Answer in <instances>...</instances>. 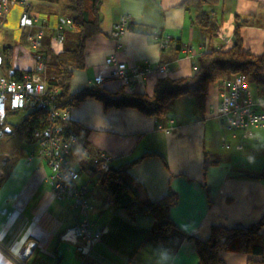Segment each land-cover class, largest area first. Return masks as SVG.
<instances>
[{
    "label": "crops",
    "instance_id": "obj_1",
    "mask_svg": "<svg viewBox=\"0 0 264 264\" xmlns=\"http://www.w3.org/2000/svg\"><path fill=\"white\" fill-rule=\"evenodd\" d=\"M68 1L31 0L27 9L43 24V43L51 42L57 50L76 46V33L67 27L71 23ZM183 1L101 0L99 30L85 41L84 67L73 70L69 90L78 92L102 77L97 87L109 93L151 96L159 78L189 77L199 55L225 45L222 40L232 44L235 27L243 49L264 56V0H221L204 28L191 24L195 11L184 10ZM119 15L129 23L116 42L111 30ZM31 25L21 26L23 36L29 30L37 32V26ZM214 27L224 39L213 35ZM164 39L168 44L163 49L160 40ZM24 43L10 55L2 52L1 64L6 60L15 70H31L38 52L25 39ZM109 56L128 67L172 63L173 70L164 75L151 71L124 87L109 78L110 67L105 64ZM248 87L252 101L260 102L255 88L253 92ZM221 91V83L209 85L203 113L192 97L181 96L168 102L167 115L160 118L133 108L103 110L93 99L64 114L73 124V134L80 137L68 164L80 171L79 186L95 198L89 219L101 232L87 255L79 240L62 237L77 223L79 210L69 199L53 194L50 168L37 155V142L21 132L28 143L25 148L8 147L0 159V264H197L194 240H205L211 226L232 228L257 222L264 215V128L251 127L253 137L242 129H225L209 109L218 105ZM7 125L3 136L11 134ZM99 152L109 156V166L145 156L129 174L143 185L151 201L175 194L176 202L168 210L173 223L169 230H155V219L149 216L129 217L119 208H102L105 193L92 174V160ZM84 171L86 177L81 179ZM220 258L222 264H247L251 257L224 252Z\"/></svg>",
    "mask_w": 264,
    "mask_h": 264
},
{
    "label": "trees",
    "instance_id": "obj_2",
    "mask_svg": "<svg viewBox=\"0 0 264 264\" xmlns=\"http://www.w3.org/2000/svg\"><path fill=\"white\" fill-rule=\"evenodd\" d=\"M220 1L184 0L180 6L186 11L193 9L195 15L191 18V24L204 28L210 25V19L215 14V8ZM100 3L101 0H69L67 9L76 33V46L72 49L63 47L62 50H57L51 42H48L43 43V47L37 53V57L48 56L47 71L44 76L45 94L54 105L57 116L51 119L47 110L37 108L31 100H28L23 108L12 110L7 107L0 127L5 126L8 116L27 110L17 129L28 137L31 136L32 130L48 126H62L64 133H74L72 122L63 116L86 99L100 102L103 110L133 108L146 116L160 118L167 115V104L170 100L190 96L194 99L197 110L203 113L209 85L222 83L235 76L243 77L248 85L255 88L258 98H264V56L243 49L238 27L233 31L230 47L223 45L199 55L195 70L189 77L159 78L151 96L127 94L122 91L112 94L98 88L97 83L94 82L93 86L71 92L69 87L73 70L84 67L85 41L99 30ZM29 33L36 32L27 31L24 33V39ZM155 35L158 36L159 32H155ZM177 42V49H180V43ZM11 51L9 46H4L2 49L5 55H10ZM5 63L7 70L3 75L4 78L19 82L23 74L29 72V70L18 71L10 68L6 60ZM10 70L13 71L12 75H9ZM76 136L79 141L80 137L77 134ZM144 157L143 155L118 166L110 165L103 172L94 169L92 174L96 175V181L105 193L103 209L116 207L129 217H152L156 222L154 229L165 232L173 226L168 210L176 202V196L170 193L157 201L147 198L143 185L129 174L131 167ZM263 226L264 215L257 222L246 226L232 228L211 226L209 236L205 240H194L198 255L197 264H222L220 254L224 252L248 254L251 258L247 260V264H264V234L261 233Z\"/></svg>",
    "mask_w": 264,
    "mask_h": 264
},
{
    "label": "built area",
    "instance_id": "obj_3",
    "mask_svg": "<svg viewBox=\"0 0 264 264\" xmlns=\"http://www.w3.org/2000/svg\"><path fill=\"white\" fill-rule=\"evenodd\" d=\"M29 3L30 0H0V29L5 28L8 13L12 7L19 4L26 10ZM32 17L35 18L32 23L37 24V32L27 34L25 40L30 48L37 49L39 52L43 47V24H40L35 16ZM116 18L112 25L111 37L117 42L127 32L129 22L124 15L116 16ZM67 27H72L70 22L67 23ZM217 35L224 39L221 32ZM56 37L59 42L61 32H58ZM224 42L226 47L231 44L227 39ZM160 46L163 49L166 48L167 40H160ZM47 60V55L44 57L39 55L34 67L24 73L19 82L0 75V123L6 115L7 107L12 110L23 108L28 100H31L37 108L47 110L51 119L57 116L58 113L54 105L45 94L44 76L47 71ZM105 64L111 67L110 77L120 81L124 87L132 86L134 78L151 71L164 75L173 70L172 63L155 65L152 68L148 64L127 67L113 56L106 58ZM12 73L13 71L10 70L9 75ZM102 80L101 77H96L94 83H99ZM221 84L219 103L216 107L209 108L210 115L220 119L225 129H242L248 131L247 136L253 137V132L250 131L251 127L264 128V98L260 102L254 103L248 84L241 76H235ZM3 134V127H0V137ZM31 137L37 142V155L47 160L50 168L48 182L53 194L58 198L69 199L80 213L77 223L67 229L62 237L79 240L82 244V253L87 255L99 241L101 232L93 228L89 219L95 198L92 194L87 193L85 188L79 186V173L68 164V156L77 142V136L73 133H64L62 126H48L32 130ZM109 162V156L102 152L95 153L92 160L94 169L99 172L105 171L109 167Z\"/></svg>",
    "mask_w": 264,
    "mask_h": 264
},
{
    "label": "rangeland",
    "instance_id": "obj_4",
    "mask_svg": "<svg viewBox=\"0 0 264 264\" xmlns=\"http://www.w3.org/2000/svg\"><path fill=\"white\" fill-rule=\"evenodd\" d=\"M24 12V8L20 6L19 4H16L14 7H12L8 13V18L5 24L6 29L0 30V54L2 53V49L4 46H9L11 49L16 47H21L25 45L24 43V37H23V30L22 27L19 25L20 17ZM214 15H212L210 22L212 20ZM219 28H212V33L214 36L219 37L217 34H220L218 32ZM2 55V54H1ZM6 63L5 61L0 66V73L2 76L4 73H6ZM251 90H254V87H251ZM254 92V91H253ZM27 110L25 111H19L18 113H14L7 117V125L6 127H9L11 130V134L5 133L3 137H0V159H2V154L8 151V147H11L10 149L15 150H21L24 149L27 143V140L24 138L21 132L18 131L17 125L20 123L23 115H25ZM5 131V128H3ZM11 139H6V138ZM8 142V143H7ZM36 143V142H34ZM21 144H23L21 146ZM83 177V178H81ZM86 177V172H81L80 178L84 179Z\"/></svg>",
    "mask_w": 264,
    "mask_h": 264
},
{
    "label": "water",
    "instance_id": "obj_5",
    "mask_svg": "<svg viewBox=\"0 0 264 264\" xmlns=\"http://www.w3.org/2000/svg\"><path fill=\"white\" fill-rule=\"evenodd\" d=\"M30 24H31V16L28 10H24L23 14L20 17L19 25L24 26V25H30ZM1 62H2V58L0 56V65H1Z\"/></svg>",
    "mask_w": 264,
    "mask_h": 264
},
{
    "label": "bare ground",
    "instance_id": "obj_6",
    "mask_svg": "<svg viewBox=\"0 0 264 264\" xmlns=\"http://www.w3.org/2000/svg\"><path fill=\"white\" fill-rule=\"evenodd\" d=\"M0 30H3V29H0ZM61 38H62V35H61ZM60 40H61V39H60ZM57 43L59 44L60 41L57 42ZM33 50H35V49H33ZM36 50H37V49H36ZM109 57H111V56H109ZM107 58H108V57H107ZM37 59H38V57H37ZM36 61H37V60H36ZM119 62H120V61H119ZM35 63H36V62H35ZM124 64H125V63H124ZM125 65H126V64H125ZM126 66H127V65H126ZM139 66H140V65H139ZM109 67H110V66H109ZM127 67H128V66H127ZM110 70H111V67H110ZM29 71H30V70H29ZM101 78H102V77H101ZM109 78H111V77H110V73H109ZM102 79H103V78H102ZM112 79H113V78H112ZM115 80H116V79H115ZM102 81H103V80H102ZM102 81H101V82H102ZM93 82H94V80H93ZM119 82H120V81H119ZM99 83H100V82H99ZM77 142H78V138H77ZM77 142L75 143V145L77 144ZM75 145H74V146H75ZM74 146H73V147H74ZM72 149H73V148H72ZM37 150H38V146H37ZM41 158H43V157H41ZM43 159H45V158H43ZM45 160H46V159H45ZM46 163H47V160H46ZM47 165H48V164H47ZM78 173H79V172H78ZM89 194H91V193H89Z\"/></svg>",
    "mask_w": 264,
    "mask_h": 264
}]
</instances>
